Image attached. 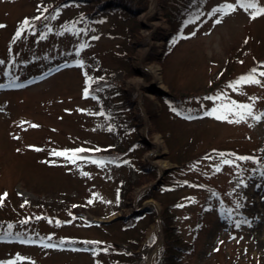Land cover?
<instances>
[{"label":"rangeland","instance_id":"rangeland-1","mask_svg":"<svg viewBox=\"0 0 264 264\" xmlns=\"http://www.w3.org/2000/svg\"><path fill=\"white\" fill-rule=\"evenodd\" d=\"M59 1L0 0V264H264V0Z\"/></svg>","mask_w":264,"mask_h":264},{"label":"trees","instance_id":"trees-1","mask_svg":"<svg viewBox=\"0 0 264 264\" xmlns=\"http://www.w3.org/2000/svg\"><path fill=\"white\" fill-rule=\"evenodd\" d=\"M115 5H117V4H115ZM112 7H117V6H112ZM117 9H119V11L120 10L121 11L126 10L124 8V6H122V5L120 7H118ZM36 19L37 18L33 19V21ZM75 20H78L79 22H83L85 24V26L88 24L86 20L82 21L80 18H77ZM75 20H73V21H75ZM18 30L19 29H17L16 32ZM152 59L153 58H146L145 61L146 62H148V61L154 62L155 60H152ZM94 80H95L96 84L98 83L96 86L98 88L99 83L102 81L99 80L100 81L99 82L98 79H94ZM104 82H106V81H103V83ZM88 90H91V89H88ZM88 95H91V94H88ZM132 128H133V126H132ZM118 141H121V139H118ZM135 142H137V140ZM133 144H135V143L133 142ZM228 153H229V151H226V154H228ZM230 154H232L231 151H230ZM183 161L184 160H180V161L178 160V161H174V162L182 163ZM161 220H162V226H163V232H164V243H163V247H162L161 256H160L157 264H183L184 257L186 256V253L189 251L190 248H189V246H187L185 241L178 234V230H177L178 228L176 229V227H175V216L169 212L168 207H166L165 210L163 211V213L161 215ZM61 245H64V244H61ZM64 246H66V245H64ZM69 246L76 248V249H83L82 247H80L78 245H69ZM232 264H236V263H232Z\"/></svg>","mask_w":264,"mask_h":264},{"label":"snow or ice","instance_id":"snow-or-ice-1","mask_svg":"<svg viewBox=\"0 0 264 264\" xmlns=\"http://www.w3.org/2000/svg\"><path fill=\"white\" fill-rule=\"evenodd\" d=\"M242 7H245V8H251V9H256V11L253 13V17L255 16H258V15H261V14H264V8H257L256 4L255 3H248V4H242L241 5ZM227 10H232L233 6L232 5H226L225 6ZM217 23H219V21H217ZM24 24L27 25L28 24V21L25 20L24 21ZM0 27H4V25H0ZM17 36L20 35V32L18 31L16 33ZM262 76H264V72L261 73ZM244 81L245 82H252V83H259V81L253 79L252 77H248V78H244ZM240 108H244L247 110L248 114L251 115V108L250 106H247V105H240L239 106ZM210 114V113H209ZM239 115V114H238ZM217 119H227V116L225 115H219L216 117ZM243 115H240V119H243ZM255 119L259 120L260 117H255ZM238 122V121H237ZM77 151H84L83 149H79ZM54 155H57V156H61V155H67V153H64V152H54L53 153ZM7 194H5L6 196ZM46 247H49L51 245H45Z\"/></svg>","mask_w":264,"mask_h":264},{"label":"water","instance_id":"water-1","mask_svg":"<svg viewBox=\"0 0 264 264\" xmlns=\"http://www.w3.org/2000/svg\"><path fill=\"white\" fill-rule=\"evenodd\" d=\"M122 217H115V218H113V219H111V220H107V221H100V222H103V223H105V224H109V223H113V222H116V221H118V220H120Z\"/></svg>","mask_w":264,"mask_h":264},{"label":"bare ground","instance_id":"bare-ground-1","mask_svg":"<svg viewBox=\"0 0 264 264\" xmlns=\"http://www.w3.org/2000/svg\"><path fill=\"white\" fill-rule=\"evenodd\" d=\"M146 253H147V256H150L151 257V255L153 254V250L152 249H146ZM148 264H149V260H148Z\"/></svg>","mask_w":264,"mask_h":264}]
</instances>
